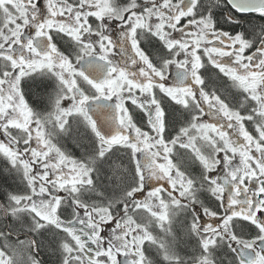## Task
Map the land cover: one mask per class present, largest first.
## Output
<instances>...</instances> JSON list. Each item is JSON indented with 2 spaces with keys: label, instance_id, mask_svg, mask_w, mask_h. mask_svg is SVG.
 <instances>
[{
  "label": "snow or ice",
  "instance_id": "obj_1",
  "mask_svg": "<svg viewBox=\"0 0 264 264\" xmlns=\"http://www.w3.org/2000/svg\"><path fill=\"white\" fill-rule=\"evenodd\" d=\"M0 264H264V0H0Z\"/></svg>",
  "mask_w": 264,
  "mask_h": 264
}]
</instances>
